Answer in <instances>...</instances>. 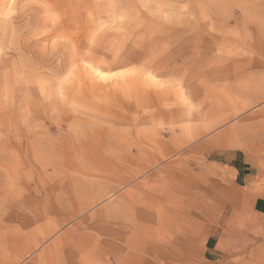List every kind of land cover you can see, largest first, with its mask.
Returning a JSON list of instances; mask_svg holds the SVG:
<instances>
[{
    "label": "rangeland",
    "instance_id": "obj_1",
    "mask_svg": "<svg viewBox=\"0 0 264 264\" xmlns=\"http://www.w3.org/2000/svg\"><path fill=\"white\" fill-rule=\"evenodd\" d=\"M263 165L264 0H0V264H117L136 187L178 168L148 262L185 264Z\"/></svg>",
    "mask_w": 264,
    "mask_h": 264
},
{
    "label": "crops",
    "instance_id": "obj_2",
    "mask_svg": "<svg viewBox=\"0 0 264 264\" xmlns=\"http://www.w3.org/2000/svg\"><path fill=\"white\" fill-rule=\"evenodd\" d=\"M229 166L236 185L244 189L250 187L245 193L250 192L251 198L254 187L261 186L255 182L254 163L244 158L238 163L230 162ZM247 204L245 213L222 210L215 218L204 222L199 247L185 264H264V193Z\"/></svg>",
    "mask_w": 264,
    "mask_h": 264
},
{
    "label": "bare ground",
    "instance_id": "obj_3",
    "mask_svg": "<svg viewBox=\"0 0 264 264\" xmlns=\"http://www.w3.org/2000/svg\"><path fill=\"white\" fill-rule=\"evenodd\" d=\"M246 122L247 121L243 118L240 122L241 127L244 126V123ZM261 127L262 124H260L256 129H253V127L249 124L248 130L249 132L250 131L256 132L259 129H261ZM220 139L222 140L223 143H226L228 145H230L231 142L234 140L237 141V137H234L232 135L230 128L220 133ZM181 145L182 144H180L178 147H180ZM245 147L247 149L251 148L255 150L259 147V143H254V145H251V143L247 141ZM147 150H149L148 147L135 148V152L138 155H140L141 153ZM151 156L147 155V157L145 156V158L152 165L154 162L157 161V157L153 158ZM131 165H134V170L136 171L134 173L135 175H138L139 172H142L144 170L143 165L137 164L133 160L131 161ZM263 169H264V165H263ZM179 170H180L179 168L178 170L167 169L166 171H162L160 173H163V175H165L166 177L168 176L172 177L174 183L180 186L182 184V181L184 180L183 178L184 174H182L181 171ZM165 176L164 177L157 176L155 178V181L157 182L154 185L145 183L143 187L137 186L135 194H132V197L129 199L132 205V213L138 225L140 226L142 233L141 234L134 233L132 235H129V233L128 234L125 233V230H122L124 229V227L120 228L121 230L118 232V236H119L118 242H119L120 252L118 255H114V260L116 261L117 264H139L140 262H144L145 264L149 260H154L152 259V255L156 246L161 242L166 243V240H162V236L157 235L152 237L149 234L150 228L152 226V225L150 226L151 221L154 219H159L161 221H164L167 216L166 214L168 213L166 206L164 204V202L168 199L169 196L167 191V185L165 184L166 182ZM153 189L155 190V192L153 191ZM246 189L249 190L250 187Z\"/></svg>",
    "mask_w": 264,
    "mask_h": 264
}]
</instances>
